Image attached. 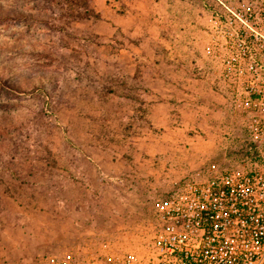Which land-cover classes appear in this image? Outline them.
<instances>
[{
  "label": "rangeland",
  "instance_id": "374dc122",
  "mask_svg": "<svg viewBox=\"0 0 264 264\" xmlns=\"http://www.w3.org/2000/svg\"><path fill=\"white\" fill-rule=\"evenodd\" d=\"M211 1L0 0V263L43 252L37 227L63 217L83 249L143 252L166 157L199 150L192 175L237 158L201 52Z\"/></svg>",
  "mask_w": 264,
  "mask_h": 264
},
{
  "label": "built area",
  "instance_id": "2783aa9c",
  "mask_svg": "<svg viewBox=\"0 0 264 264\" xmlns=\"http://www.w3.org/2000/svg\"><path fill=\"white\" fill-rule=\"evenodd\" d=\"M203 29L212 84L236 119L237 158L172 177L143 252L100 240L83 256L61 248L46 264H264V0H212Z\"/></svg>",
  "mask_w": 264,
  "mask_h": 264
},
{
  "label": "crops",
  "instance_id": "0c3cea01",
  "mask_svg": "<svg viewBox=\"0 0 264 264\" xmlns=\"http://www.w3.org/2000/svg\"><path fill=\"white\" fill-rule=\"evenodd\" d=\"M216 92H218V91L216 90ZM165 146L166 147L161 146L162 149H158L155 152L159 153V152H162V151H164V152L167 151L169 153L170 152V151H168L170 149V148H168L169 146L168 147H167V145H165ZM191 150L192 151L189 154V156L190 155L192 156L193 154L196 156L198 154L197 152H199V150L193 151L192 148H191ZM173 153H175V152H173ZM187 154L188 153H186V155L182 154V156H178V155L170 156V155H168V158L166 157V159L168 161H166V160L164 161V163L169 165V168H167V172H173V170H171L172 169L171 167L176 166L177 168H180L179 170H174V173L176 174L175 175L176 177L186 174L185 171L187 169H182L181 167L182 166L186 167V164H188L187 162H188L189 156H187ZM205 154L210 156V157H212V158L216 157V156H218V158H219V156H220V154L217 153V151L213 147L210 150H207L205 152ZM163 159H165V157H163ZM189 164L193 165L192 162H189ZM195 171H196V169H194L192 172H195ZM167 172H165V173L163 171L160 172L159 173V178L163 179V177L168 175ZM175 176H173V177H175ZM162 179H161V181H162ZM158 183L162 184V182H160V181ZM92 209L94 210L93 207H89V208L84 209L85 211H87V213H86V215H84V217L82 215L80 219L87 218L86 217L87 214H90V212H88V211H93ZM51 220L53 221L52 218H51ZM50 221H47L46 223H43L42 225H39V227H37V231L35 229V231L37 232L36 236H38L37 237V242H38L37 244L44 243L43 246L46 247V248L43 249L44 253L43 252L34 251V250L31 251V252L27 251V250L25 252L24 251L20 252V253H22V254H20L21 255V259L20 260H21V262L23 264H27V263H29V264H46L45 257L47 255L59 254L60 251H61V248L63 249L64 247L70 248V249L80 248V253L82 254V256L84 254H87L88 250L92 251V250L97 249L96 247H93L91 249H89V248L83 249L81 247V244H82L80 242L81 239L79 237H73V236H77V235L75 233L70 232L69 230H67L66 229L67 227L64 226V224H63L64 217H63V219L60 218V221L58 223L57 222L56 223H54V222L51 223ZM60 226H61V228H60ZM71 229L73 231L74 230H78L79 231V229L78 228L75 229V227H73ZM100 238H102V237H100ZM26 256H27L28 259L25 260Z\"/></svg>",
  "mask_w": 264,
  "mask_h": 264
},
{
  "label": "trees",
  "instance_id": "16d2710c",
  "mask_svg": "<svg viewBox=\"0 0 264 264\" xmlns=\"http://www.w3.org/2000/svg\"><path fill=\"white\" fill-rule=\"evenodd\" d=\"M116 49H117V48H114L115 51H116ZM201 71H203V73H205V72L207 71V69H206L205 67L202 68L201 70H199V68L196 69V72H197V73H199V72H201ZM213 87H214V86H213ZM238 152H242V149H239ZM248 152H249V150L245 151V153H248Z\"/></svg>",
  "mask_w": 264,
  "mask_h": 264
}]
</instances>
